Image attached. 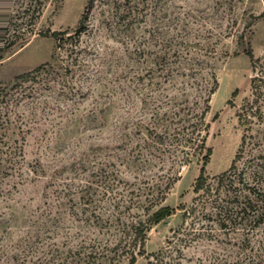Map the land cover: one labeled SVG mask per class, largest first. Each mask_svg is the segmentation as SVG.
I'll use <instances>...</instances> for the list:
<instances>
[{
    "label": "rangeland",
    "instance_id": "rangeland-1",
    "mask_svg": "<svg viewBox=\"0 0 264 264\" xmlns=\"http://www.w3.org/2000/svg\"><path fill=\"white\" fill-rule=\"evenodd\" d=\"M134 1L128 32L106 0H95L78 32L87 0H0V264H80L82 247L117 243L123 221L146 222L139 195L152 187L157 194L171 177L178 180L163 205L197 210L153 225L148 254L171 249L182 264H264V224L255 227L247 213L222 228L216 196L194 192L202 158L175 166L185 148L161 145L159 157L137 129L160 111L156 132L176 140L177 123L208 96L214 76L206 174L231 167L246 134L238 114L264 73V0ZM56 31L68 32L61 44ZM249 48L261 60L256 71ZM252 127L240 169L264 155V120ZM119 261L131 264L129 255Z\"/></svg>",
    "mask_w": 264,
    "mask_h": 264
},
{
    "label": "trees",
    "instance_id": "trees-1",
    "mask_svg": "<svg viewBox=\"0 0 264 264\" xmlns=\"http://www.w3.org/2000/svg\"><path fill=\"white\" fill-rule=\"evenodd\" d=\"M106 1L114 4L115 13L120 19L119 23H123L125 32H128L130 24L136 22L138 4L134 0ZM94 7L95 0H87L85 13L80 20L78 32L84 31L85 23L88 21V17ZM67 35V31H56L52 33V37L55 38L59 44L65 41ZM245 53L250 59L254 71L257 70L258 65L262 66L261 60L255 58L253 51L250 48L247 49ZM44 67L45 65L40 66L35 71H41ZM260 71L262 74L260 76L256 75L252 80L253 99H246L238 114L241 125L246 127V134H244L242 138L240 154H238L228 170L213 178L207 176L206 166L213 153L212 148L207 146V138L211 127L210 123L207 121V117L211 111V96L218 88V82L214 76L212 87L207 89L208 96L203 98L202 103L196 102L195 106L186 108L187 112H185V118L179 120L177 123L178 126L174 130V136H178L176 140H168L167 142L168 130L163 134L156 132V127L154 123H152V120L155 116L157 118L161 115L160 111L153 114L152 118L147 122L144 121L137 125L138 133L143 135V142L147 147H150L151 153H158L160 155L159 157L162 155L161 145L167 144V148L170 149V151L173 149L176 151L178 147L185 148L183 150V160H180V158L175 159V166L177 163L179 166L190 164L192 161L191 156L194 154H198V156L202 158L203 166L200 170V175L196 180L194 192L198 194V198L216 196L217 199L215 200V206L213 207L216 208L217 214L223 219L222 228H227L228 223L233 219L236 220L237 218H240V216L244 218L247 213H252V222L255 227L264 224V155L260 154L256 157L257 159L255 157L250 158V164L247 167L242 169L238 167V161H240L241 157L244 155V149L248 138L247 135H249L247 133L252 132V124L254 123L255 118L259 121L264 120V113L262 112V107L264 105V73L262 70ZM28 76L29 73L22 74L20 79H26ZM237 94L238 90L234 92L233 96L235 97ZM230 104H232V102H230ZM155 111L156 109L153 112L155 113ZM168 113L169 112H166L165 116H167ZM179 114L174 113L173 116L178 117ZM145 130H147V133H145ZM179 135L182 137L179 138ZM177 180V177L168 178L167 184H164L163 182V184L158 186L157 194H155V189L152 187L148 194L139 195L136 202V204H138L137 207H139V209L145 207L143 209H145V212L149 215L148 220L146 222H143L142 220H133L129 224L124 223L123 221V224L126 225V227H124L122 236L117 243L107 244L101 248L93 244L90 246V250L84 252L83 250L86 247H82V252H77V255L80 256V264H119V259L122 256L128 255L131 264H135L140 257L149 258L150 264H182L180 257L174 256V251L171 249L151 254H148L145 249L147 232L153 225H159L176 214L178 210L182 211L184 218L191 213L193 214L197 210L194 207L189 211L185 206H180L176 209L171 206L163 205L167 192ZM222 196L227 199L226 207L217 203L218 199L221 200ZM228 207L230 210H228ZM168 245H173L171 240H169ZM176 252L177 254H181L180 249H177Z\"/></svg>",
    "mask_w": 264,
    "mask_h": 264
}]
</instances>
